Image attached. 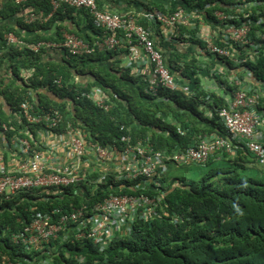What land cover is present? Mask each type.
Instances as JSON below:
<instances>
[{
  "label": "built area",
  "instance_id": "2783aa9c",
  "mask_svg": "<svg viewBox=\"0 0 264 264\" xmlns=\"http://www.w3.org/2000/svg\"><path fill=\"white\" fill-rule=\"evenodd\" d=\"M12 1L14 5L22 6L35 0ZM36 1H47L50 13L44 16L31 7L21 16L23 24L46 21L59 8L67 6L85 10L92 26L100 30V34L93 41H88L74 33L64 32L60 42L41 41L31 45L33 53L57 52L65 54L68 59H79L96 53L117 52V57H123L125 61L124 68L135 69L138 64H144L146 94L157 96L160 90H165L187 98L194 97L190 82L171 70L164 54L156 46L151 30L133 14L102 10L97 0ZM177 1L171 12L150 11L145 12L144 17L159 25L165 34L177 35L180 27L194 31L193 35H184L198 39L203 45V53L212 61L220 57L240 65L234 44H248L253 52L259 48L256 40L250 38L251 27L247 21H241L239 26L233 23L240 20L237 14L214 12L217 23L211 28L198 19L204 16L203 11L186 9ZM244 8L238 7L234 12L241 13ZM248 16L245 14L243 18ZM262 22L264 18H259L258 23ZM4 38L7 45H23L13 33H6ZM216 41L223 46L217 45ZM243 71L244 77L235 75L229 79L236 90L224 98L226 105L216 112L226 137H200L184 148L175 147L170 153L156 149L151 135L136 137L124 124L117 125L118 137L111 143H100L79 121L68 120L60 109L37 110L36 94L44 92L51 97L53 94L48 86L36 90L30 87L19 102L18 110L11 116L13 122L22 126L25 138L5 124L0 126L5 136L13 131L5 142L9 147L7 158L0 152V200H12L21 194L33 198L32 203L46 201L50 196H58L61 200L70 189L80 198V205L68 202L46 212L30 207L29 221L18 219L20 228L11 236L12 245L27 256L11 257L0 251V264H56L54 255L62 245L81 241L104 252L114 240L129 236L136 222H152L167 217L162 206L160 180L166 177L171 166H206L207 162L217 161L224 155L234 157L238 150L243 149L257 165L264 166V117L258 110L264 87L257 84L259 89H255L251 84L254 81L252 74L246 69ZM32 73V70L21 69L20 77L27 82ZM7 76L14 79L10 72ZM80 80L79 75L73 78L75 84L84 88L85 83ZM51 84L58 89L63 88L62 77L53 76ZM74 96L76 101L86 99L106 113L114 108L110 96L97 86L85 91L75 89ZM205 100L209 101V95ZM66 101L69 111L74 104L71 100ZM176 130L180 135L184 134L179 127ZM101 185L107 186L106 195L87 206L85 200L96 196ZM178 221V216L172 217L174 224ZM64 256L68 258V254ZM84 263L83 257L77 258L76 264Z\"/></svg>",
  "mask_w": 264,
  "mask_h": 264
},
{
  "label": "trees",
  "instance_id": "16d2710c",
  "mask_svg": "<svg viewBox=\"0 0 264 264\" xmlns=\"http://www.w3.org/2000/svg\"><path fill=\"white\" fill-rule=\"evenodd\" d=\"M31 2L16 6L12 1V4L0 9V64L2 59L7 58L9 62L6 70L14 78L11 80L23 85L19 87L0 82V97L4 99L11 112L18 110L19 102L26 96V87L36 90L48 86L53 95L49 97L37 93V110L49 107L60 109L68 120L79 121L100 143H111L116 139L119 124L129 126L136 137L151 135L156 149L166 150L168 153L175 147L184 148L200 137L214 135L226 137L227 134L216 115L217 110L226 105V101L222 96L204 91L198 78H190L187 75V71L195 75V70H202L194 61H181L178 65L180 55L178 50L172 52L169 59L166 58L171 70L189 80L195 95L188 100L182 94L165 90H160L157 96H150L145 93L146 83L143 77L134 76L130 68H119L114 63L99 65L97 69H88L86 65L92 60V55L79 59L70 58L62 63L44 61L47 52L35 54L30 50V46L49 40L40 35L22 36L23 32L43 29L44 24L39 21L25 25L20 16L26 7L33 9L38 7L36 11L40 12L41 9L46 16L50 13L51 7L47 1ZM177 2L186 9L203 11L209 24L217 23L214 17L216 10L237 14L240 20L233 23L238 26L241 21H247L251 27L250 38L256 40L259 48L253 52L248 44H234L233 48L236 50L240 65H235L226 58L219 57L217 60L230 71L246 69L252 74L254 81L264 87V22L258 23L259 18H264V0ZM63 7L69 8L67 6L61 8ZM238 7L246 9H242L241 13L234 12ZM59 9L52 17L60 15ZM149 9L163 13L171 12L159 7ZM245 14L249 15L246 19L243 18ZM11 19H14V24L10 23ZM91 28L96 34H100V30L95 29L92 24ZM6 33H13L23 45H7L4 38ZM180 33L193 34L194 31L180 27ZM189 40L203 49L200 41ZM216 44L223 46L219 41H216ZM96 54L103 58L117 56V52ZM21 69L33 71L27 82L20 77ZM86 74L92 78V85L85 84L82 88L83 86L80 87L73 82L75 75ZM53 76L62 77L63 88L52 86ZM213 78L222 85L227 94H232L236 90L224 75L217 76L213 73ZM90 86H97L110 96L114 103L113 110L106 113L86 99L78 101L74 99L75 89L85 91ZM207 95L209 101L205 100ZM58 99L61 101L58 102ZM67 99L74 104L69 111ZM195 104L207 107L211 117L209 119L203 117L194 108ZM258 110L264 117V96L259 99ZM173 122L179 123L183 135L177 132ZM3 123L7 125L8 122L0 107V126ZM12 123L13 121L8 127L16 132V127ZM18 127L22 128L21 125ZM218 161L221 163L214 167L211 165L215 161L207 162L208 171L195 181L176 178L171 180L170 184H166V177L160 180L163 192L162 206L167 217L152 222H136L129 236L114 240L104 252L85 241L74 245L64 244L54 255L55 263L76 264L77 258L83 257L84 264H264V180L244 175L251 165H259L244 149L238 150L234 157L224 155ZM259 174L264 176V171H260ZM101 186L96 196L85 200L87 206L106 195L107 186ZM123 192L131 193L124 190ZM62 197L59 200L58 196H50L46 201L32 203L33 198L21 194L12 200L2 202L0 200V251L11 257L27 256L11 242L12 234L20 228L18 219L28 222L29 208L33 206L38 211L46 212L58 206H65L68 202L80 205V198L73 195L70 189H67ZM174 216L179 218L175 224L172 222ZM65 254H68V258L64 256Z\"/></svg>",
  "mask_w": 264,
  "mask_h": 264
},
{
  "label": "crops",
  "instance_id": "0c3cea01",
  "mask_svg": "<svg viewBox=\"0 0 264 264\" xmlns=\"http://www.w3.org/2000/svg\"><path fill=\"white\" fill-rule=\"evenodd\" d=\"M174 3L175 0H97V5L102 10L116 12L119 14H129V13L133 14L141 24H143L145 27H148L151 30L152 38L156 46L160 48L161 52L164 54L165 58L169 59L170 54L178 50L177 52H179L180 54L179 59L177 60L178 65H180L179 63L181 61L182 62L194 61L195 65L202 69V70H195V75H193L191 71H187V75L190 78L192 77L198 78L199 84L204 91H211L212 93L218 96H222L226 99L229 96V94L224 92V88L222 87V85H220L217 81L214 80L213 73L216 74L217 76L224 75L229 81V79H231L235 75L244 77L245 73L243 69L230 71L229 69H227L225 65L220 63L218 60L212 61L210 58H208L203 53L202 48L198 47V45L195 42L190 41L189 38H187L188 36H185L182 33H179L177 35H170V33L165 34L162 32L159 25L152 23L151 21L146 19V17H144L145 12H150L149 9L150 7L151 8L159 7L160 9H164L168 11L174 7ZM8 4H12V0H0V9ZM147 5L149 6V8H147ZM30 9L32 8L26 7L25 10H23V13H27V11H30ZM59 10H60V15L58 17L56 14L46 21L43 22L41 21L44 24L43 29L35 30L32 32H23L22 36L29 37V36L40 35L48 39L49 41L47 42H60V39H62V34L64 32H71L78 36H81L82 38L88 41H93L95 39L97 34L92 30L90 18L85 10H75L64 7L60 8ZM39 11L43 14V11L41 9ZM23 13H21V16ZM198 19L203 20L201 22L204 23L206 22L204 16H199ZM13 20L14 19H11L10 21L11 24H14ZM206 25L213 28L212 24L210 25L209 23H207ZM183 35L184 38L186 37L185 39L183 38ZM192 39L198 40L195 38ZM47 54L48 55L44 56L45 57L43 59L44 61L50 60L52 62L62 63L68 60V56L62 53L47 52ZM181 55L183 56V58H181ZM91 59L92 60H89L86 65L88 69H97L99 65H111L113 63L119 68H124V64H125L123 57H117V56L115 57L113 56L110 58L105 56L103 58V56L101 57L99 56V54H94L92 55ZM8 62L9 61L7 58L2 59V64H0V82L4 81L6 84H10V85L15 84V85H19V87H23L21 83L11 80V78L7 76L8 71L6 70V66ZM141 64L142 63L138 64V66H136L135 69H131L132 75L143 77L146 67L144 66V64L142 65ZM184 79L187 82H189L187 78L184 77ZM80 81L82 83L89 85L90 84L92 85L93 82L92 78L88 74L81 75ZM251 84L254 85L255 89H259V85H257L256 82L254 83V81H251ZM29 88L30 87H26V90L28 91ZM42 95H47L50 97V94L48 93L45 94L43 92ZM0 107L5 113V116L7 118V122H8L7 126H10L11 122L13 121L12 119L13 117L11 118L10 116L13 115L12 114L13 112L10 111L9 107L5 104L4 99H2L1 97H0ZM197 110L203 115V117H206L208 119L209 117H211V112L207 107L201 106L200 109ZM173 124L176 125V127H179L178 122L176 124L175 122H173ZM12 125L16 127L17 132H19L18 135L19 136L21 135V137L25 138V135H23L24 131L22 130V128L18 127L19 123L13 122ZM12 134L13 133H8V135L5 136L0 128V152L5 153V159L7 158L6 156H8L7 153L9 150V147L6 145L5 142H7V139H9ZM220 163L221 162L219 161L218 162L215 161V163L213 164H215L214 166H217Z\"/></svg>",
  "mask_w": 264,
  "mask_h": 264
},
{
  "label": "rangeland",
  "instance_id": "374dc122",
  "mask_svg": "<svg viewBox=\"0 0 264 264\" xmlns=\"http://www.w3.org/2000/svg\"><path fill=\"white\" fill-rule=\"evenodd\" d=\"M198 11V10H195ZM215 12H222L220 10H216ZM227 14V13H226ZM231 14L232 13H228ZM207 23H209L206 20ZM214 22H211V24H213ZM207 31H211L212 30L210 28L206 29ZM188 100V98H186ZM189 103H192L190 101H187ZM195 109H200V105L199 104H195L193 105ZM215 164H212L211 167H214ZM208 167L207 166H196V165H191L188 167H173L171 166L170 169L168 170V173L166 175V184H170L171 180H174L176 178H186L187 180H198L200 179L207 171H208ZM260 171H264V166H256V165H251V167H249V169H247L244 172L245 176L248 177H255L261 180H264V176L260 175L259 172Z\"/></svg>",
  "mask_w": 264,
  "mask_h": 264
}]
</instances>
